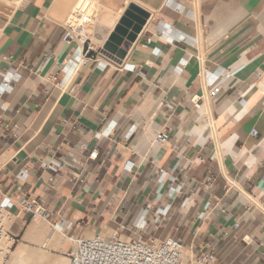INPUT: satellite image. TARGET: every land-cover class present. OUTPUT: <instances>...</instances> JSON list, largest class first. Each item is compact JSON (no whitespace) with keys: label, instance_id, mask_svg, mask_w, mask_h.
Listing matches in <instances>:
<instances>
[{"label":"crops","instance_id":"obj_1","mask_svg":"<svg viewBox=\"0 0 264 264\" xmlns=\"http://www.w3.org/2000/svg\"><path fill=\"white\" fill-rule=\"evenodd\" d=\"M129 6L148 19L116 59L102 48ZM76 18L86 42L67 46ZM4 199L13 250L32 199L67 239L175 238L212 264H264V0H0Z\"/></svg>","mask_w":264,"mask_h":264},{"label":"built area","instance_id":"obj_2","mask_svg":"<svg viewBox=\"0 0 264 264\" xmlns=\"http://www.w3.org/2000/svg\"><path fill=\"white\" fill-rule=\"evenodd\" d=\"M74 42H86V31L80 18H76L74 23L68 25L62 38V43L67 46ZM91 51L92 47L89 45L84 53L83 50L81 51L82 63L88 59ZM211 80L212 78L209 79V82ZM10 81L11 78L8 76L3 79L5 87ZM215 91L216 86L209 93L214 95ZM251 135L256 136V132L252 131ZM154 141L160 147L168 142V137L163 131H158ZM89 157L94 159L96 153H91ZM43 166L54 169L60 168L62 164L55 163L50 166L43 164ZM23 175V171L17 173L16 180H23ZM161 178H163L162 175ZM16 205L20 211L30 216L32 222L49 223L52 219V214L32 199L20 200ZM12 208L13 204L8 200L4 199L0 202V264H8L10 254L17 242V239L6 230L7 221L12 216L10 214ZM57 226L58 224H54L52 228H57ZM143 226L141 225V227ZM69 241L73 246L64 255L66 264H212L213 261L211 255L187 256L183 242L175 238L162 241L126 240L113 235L109 238L99 236H93L89 239L70 238Z\"/></svg>","mask_w":264,"mask_h":264},{"label":"bare ground","instance_id":"obj_3","mask_svg":"<svg viewBox=\"0 0 264 264\" xmlns=\"http://www.w3.org/2000/svg\"><path fill=\"white\" fill-rule=\"evenodd\" d=\"M13 224H14L13 217L11 216L8 219L7 226H6V228L8 227V230L6 229L8 232H12L10 227ZM21 227L22 226L16 224V233H18L21 230ZM59 228L58 227L57 228H51L49 230V232L46 234L45 230L39 229L34 224L31 225L27 229L26 234L23 237L22 243H19L17 245V247L11 252L8 264H54V262H55V264H66V259L64 257L60 258L59 260H50L49 261V260H46V258H43L45 253L43 254V256L40 255L41 252L39 254L40 256L35 257L34 256L35 253L32 252L30 247L24 244L25 242L26 243H32L34 236H40L41 237V240H39V242H40V246L42 248L46 247L47 244L52 246V247L53 246L57 247L61 244H64L66 238H65L63 232ZM72 246H73V244H72Z\"/></svg>","mask_w":264,"mask_h":264},{"label":"water","instance_id":"obj_4","mask_svg":"<svg viewBox=\"0 0 264 264\" xmlns=\"http://www.w3.org/2000/svg\"><path fill=\"white\" fill-rule=\"evenodd\" d=\"M147 19L146 12L129 6L107 38L102 51L116 59H123Z\"/></svg>","mask_w":264,"mask_h":264},{"label":"rangeland","instance_id":"obj_5","mask_svg":"<svg viewBox=\"0 0 264 264\" xmlns=\"http://www.w3.org/2000/svg\"><path fill=\"white\" fill-rule=\"evenodd\" d=\"M87 18V17H86ZM95 18H96V13L94 14V17H93V19L95 20ZM35 225V226H37L39 229H42V230H45L46 231V234L49 232V230L52 228L51 226H50V224H48V223H43V222H40V221H38V222H32L31 223V225ZM43 225V226H42ZM44 228V229H43ZM7 230H8V227H7ZM45 234V235H46ZM99 237H101V238H104V236H99ZM17 245V244H16ZM72 249V244H71V242L66 238L65 239V242H64V244H61V245H59V246H50V245H48L47 244V246L46 247H44V248H42L41 246H40V248L38 249V251H32L33 253H35V257L36 256H40V255H42L43 256V254H44V256H43V258H46V260H59L60 258H62V257H64V255L66 254V251L68 252V251H70ZM40 252H41V254H40ZM40 254V255H39ZM57 255V256H56ZM33 256V257H34ZM51 256V257H50ZM54 264H55V262H54Z\"/></svg>","mask_w":264,"mask_h":264}]
</instances>
